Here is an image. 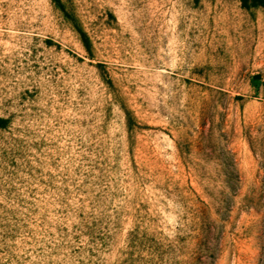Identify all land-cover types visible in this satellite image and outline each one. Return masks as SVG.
Wrapping results in <instances>:
<instances>
[{
	"label": "rangeland",
	"instance_id": "rangeland-1",
	"mask_svg": "<svg viewBox=\"0 0 264 264\" xmlns=\"http://www.w3.org/2000/svg\"><path fill=\"white\" fill-rule=\"evenodd\" d=\"M252 2L0 0V264H264Z\"/></svg>",
	"mask_w": 264,
	"mask_h": 264
},
{
	"label": "bare ground",
	"instance_id": "bare-ground-1",
	"mask_svg": "<svg viewBox=\"0 0 264 264\" xmlns=\"http://www.w3.org/2000/svg\"><path fill=\"white\" fill-rule=\"evenodd\" d=\"M139 68L142 69V74L147 75L148 69L146 68V65L142 64V65H140ZM153 72L155 73V74H153V76H155L158 79V81H161L163 79H167L166 73H164V72L158 73L156 71H153Z\"/></svg>",
	"mask_w": 264,
	"mask_h": 264
},
{
	"label": "trees",
	"instance_id": "trees-1",
	"mask_svg": "<svg viewBox=\"0 0 264 264\" xmlns=\"http://www.w3.org/2000/svg\"><path fill=\"white\" fill-rule=\"evenodd\" d=\"M241 5L243 6V8H245L246 6V3L248 0H238ZM252 7H255V6H260V7H264V0H253V2L251 3ZM4 121H1L0 120V129H2L3 127V123Z\"/></svg>",
	"mask_w": 264,
	"mask_h": 264
}]
</instances>
